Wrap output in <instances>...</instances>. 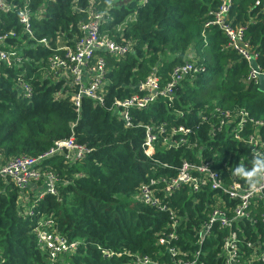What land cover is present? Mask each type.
Segmentation results:
<instances>
[{"label": "trees", "instance_id": "trees-1", "mask_svg": "<svg viewBox=\"0 0 264 264\" xmlns=\"http://www.w3.org/2000/svg\"><path fill=\"white\" fill-rule=\"evenodd\" d=\"M6 1L11 8L0 13V33L14 32L5 41L18 47L21 61L13 66L0 62V162L17 155L36 157L54 141L69 137L88 150L73 161L58 153L40 160L42 171L56 174V192L37 197L42 187L41 181L35 182L34 193H28L31 215L23 214L15 186L0 178V264L47 262L32 231L39 216L52 217L56 230L76 241L74 250L58 255L54 264H136V258L143 256L151 262L146 264H170L166 248L157 242L168 230L167 214L140 202L135 197L138 187L149 179L173 176L182 160L207 161L225 175L223 163L236 165L242 157V165L248 166L245 173H252L255 159L248 147L207 132L200 115L216 106L246 109L262 121L259 133L264 136V92L246 80L247 63L226 46L223 32L206 24L219 0ZM23 6L31 13L32 36L22 33L17 21V10ZM89 6L106 13L100 32L116 41L127 40L130 49L122 57L103 54L108 80L104 104L92 105L81 98L76 112L68 100L74 88L47 74L46 59L54 51L56 37L70 44L78 35L77 25ZM227 16L231 25L244 26V39L264 68V0H232ZM186 60H195L201 70L180 80L171 99L158 96L143 110L129 109L130 126L107 109L114 98L138 93L137 82L151 70L163 84L171 68ZM19 78L31 87L29 98L13 88ZM138 122L189 127L190 144L165 147L157 140L151 156H146ZM161 184L151 187L158 189L157 195L178 219L177 239L171 245L190 257L197 248L195 231L213 205L215 192L190 193L181 187L164 197ZM212 229L199 248L202 264H221L217 254L224 231Z\"/></svg>", "mask_w": 264, "mask_h": 264}, {"label": "built area", "instance_id": "built-area-1", "mask_svg": "<svg viewBox=\"0 0 264 264\" xmlns=\"http://www.w3.org/2000/svg\"><path fill=\"white\" fill-rule=\"evenodd\" d=\"M145 1V0H141ZM232 0H219L215 9L210 12V19L206 24L213 25L223 32L226 37V46L231 47L247 63V81L257 84L258 77L264 79V68L257 62V54L249 47L243 36V25H231L227 13ZM257 3V2H256ZM6 0H0V13L8 11L11 6ZM30 10L23 6L17 10V21L21 32L32 36L29 26ZM106 18L105 12H96L93 7L86 9L85 19L77 25L78 35L71 39L70 44L60 37H56L54 51L46 59V72L54 79H61L68 87L74 88L68 100L77 112L81 98L88 99L92 105L103 106L105 87L108 83L105 77L106 63L103 54L122 57L129 49L130 43L116 41L107 33L100 32L99 25ZM118 28V26H117ZM14 36L9 30L0 33V62L6 66H13L21 61L17 46L6 43V37ZM47 45L44 39L38 41ZM201 70L192 61H184L174 65L165 83L160 84L155 70H151L135 86L137 92L123 98H114L107 108L120 118L124 126L131 125L129 109H145L158 96L171 99V94L176 84L184 77ZM13 88L18 90L23 98H29L31 87L20 78L15 80ZM58 94L56 97H61ZM181 114V113H180ZM201 120L207 122L210 135L222 134L224 137L243 144L249 148L251 157L255 159L251 164L253 175L246 178L242 157L238 158L236 165L223 163L226 169L225 175L213 169L207 161L197 162L182 160L175 173L171 177H160L155 181L149 179L147 184H141L135 197L142 203L154 206L166 212L168 217L167 231L162 232L157 242L166 248L171 257L170 264H202L198 261L199 248L206 237L212 234L213 227L223 230L218 243V257L221 264H264V136L259 133L262 121L254 118L244 108L226 109L214 107L208 115H200ZM143 128L144 138L142 151L146 156H151L154 142L160 140L165 147H177L180 144H190L188 134L189 127L183 125L169 126L165 128L164 122L140 123ZM192 146V145H191ZM85 144L76 142L72 137L57 140L41 155L36 157L17 155L0 162V178L8 179L18 195L23 192L34 191L35 182L41 181L43 193L54 194L56 192L57 176L51 170L42 171L39 162L43 157L58 153L66 161L81 158L87 151ZM235 173V175L233 174ZM161 184V192L164 197L181 187H187L190 193L199 190H213V205L207 210L203 219L195 231L197 248L188 257L171 245L177 239L175 227L178 219L173 211L157 195L158 189L153 190L151 185ZM159 192V191H158ZM31 206L23 214L31 215ZM37 246L45 250L47 262L54 264L58 255L72 252L76 246L75 240H68L55 228L50 216H39L32 229ZM106 255V252H104ZM179 254L183 256H178ZM136 264L151 263L146 257H137ZM168 264V263H164Z\"/></svg>", "mask_w": 264, "mask_h": 264}, {"label": "rangeland", "instance_id": "rangeland-1", "mask_svg": "<svg viewBox=\"0 0 264 264\" xmlns=\"http://www.w3.org/2000/svg\"><path fill=\"white\" fill-rule=\"evenodd\" d=\"M195 62V60H192ZM29 192H23L21 194L18 195L17 197V202L18 204H20L22 206V212H25L27 210V208L29 207V196H28Z\"/></svg>", "mask_w": 264, "mask_h": 264}, {"label": "water", "instance_id": "water-1", "mask_svg": "<svg viewBox=\"0 0 264 264\" xmlns=\"http://www.w3.org/2000/svg\"><path fill=\"white\" fill-rule=\"evenodd\" d=\"M256 87H257V90L264 92V79L260 76L257 79Z\"/></svg>", "mask_w": 264, "mask_h": 264}, {"label": "clouds", "instance_id": "clouds-1", "mask_svg": "<svg viewBox=\"0 0 264 264\" xmlns=\"http://www.w3.org/2000/svg\"><path fill=\"white\" fill-rule=\"evenodd\" d=\"M233 174L235 175V173H233ZM244 175L251 176V175H253V173H245Z\"/></svg>", "mask_w": 264, "mask_h": 264}, {"label": "bare ground", "instance_id": "bare-ground-1", "mask_svg": "<svg viewBox=\"0 0 264 264\" xmlns=\"http://www.w3.org/2000/svg\"><path fill=\"white\" fill-rule=\"evenodd\" d=\"M140 110V109H139Z\"/></svg>", "mask_w": 264, "mask_h": 264}]
</instances>
